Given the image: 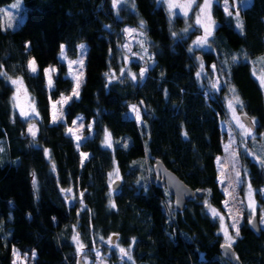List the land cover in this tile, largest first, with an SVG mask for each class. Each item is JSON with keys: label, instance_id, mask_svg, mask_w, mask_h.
Segmentation results:
<instances>
[{"label": "trees", "instance_id": "obj_1", "mask_svg": "<svg viewBox=\"0 0 264 264\" xmlns=\"http://www.w3.org/2000/svg\"><path fill=\"white\" fill-rule=\"evenodd\" d=\"M12 1L0 0V72L6 73L0 75V143L6 144L0 157V264H13L14 250L35 253L30 264H77L80 251L105 249V239L131 246L134 264H232L220 254V223L205 204L224 212L215 165L224 109L200 87V62L189 51L192 37L176 39V26L156 0H134V12L122 22L114 19L111 0H22L23 23L4 29L1 7ZM212 15L217 26L203 61L235 89L244 114L261 132L264 87L252 70L264 57V0L243 8V31L217 3ZM123 23L145 33V78L144 60L129 59L123 48ZM82 41L89 50L79 97L66 103L64 122L54 123L51 101L73 89L57 57L60 46L74 56ZM30 56L36 74L27 71ZM52 63L58 72L50 88L44 69ZM19 76L37 112L33 120L13 108L14 89L6 78ZM132 104L139 107V123L128 114ZM79 113L86 122L94 120L93 136L80 145L90 152L83 163L67 134ZM105 130L111 147L104 143ZM156 160L195 192L183 210H175L167 190L153 181ZM241 160L252 185L261 187L264 169L245 154ZM74 235L83 245L79 252ZM232 247L241 264H264L262 229L256 235L244 222Z\"/></svg>", "mask_w": 264, "mask_h": 264}, {"label": "rangeland", "instance_id": "obj_2", "mask_svg": "<svg viewBox=\"0 0 264 264\" xmlns=\"http://www.w3.org/2000/svg\"><path fill=\"white\" fill-rule=\"evenodd\" d=\"M178 3H184L185 0H177ZM251 0H228V9L233 13L231 16L234 22L237 24L236 21V12H239V18L242 21L240 16L241 11L245 8ZM219 4L221 8L224 10V0H213L212 6L214 4ZM156 4L160 5L164 8L165 12L167 13L169 22L172 26H176L174 29L176 39H180L184 36H191V42L189 46V51L193 56L197 57L200 56L201 61L200 65L198 66L197 78L199 80L200 87L203 90V93L208 98H219L222 102L223 109H224V116L219 121L220 130L222 132V152L215 157V165L217 169V181L219 184L220 190L224 194L223 200V209L224 212L219 213V216H215L218 218L220 223L221 229V221L220 216L224 218V224L228 228L229 234L234 238V242L238 236L235 234V230L232 229L231 225L235 222L232 218L236 215L238 210V215H236V219L239 220V224L237 227L240 230L241 225L244 222H248L253 215H257L260 228L264 231V184L259 187L255 188L251 183V178L249 176V172L247 167H245L241 160V155L245 154L250 159L256 161L262 169L264 166L261 165L260 160H264V130L261 132H257L256 124L254 119L248 117L244 114L242 108L243 105L233 103L231 108L229 107V102L233 98V89L231 86L224 83V80L219 73L218 69L214 64H210L208 67L206 66L205 62L203 61L202 55L211 49L209 40L211 38L208 37L207 43L204 45H197L194 42L197 40V37H201L204 35V29L196 24L197 13L199 12V6L204 4V0H196V3L193 4L192 9L188 11V15L185 16L183 11L180 8H172L171 11L168 7V0H156ZM16 5V7H13ZM111 7L114 13V19L116 21H125L129 13L134 12V0H117L116 6H113V0H111ZM2 11V26L4 29H11L14 30L18 28L25 19L26 14V7L24 6L22 0H14L11 3L3 5L1 7ZM225 12V10H224ZM226 13V12H225ZM7 14V15H5ZM209 14L211 19L214 21V25L212 27V35L217 26L216 21L212 15V7L209 9ZM179 23L177 26L176 24ZM235 24V26H236ZM9 25H11L9 27ZM237 28V26H236ZM125 29H135V32L131 34L125 32ZM187 29V31H185ZM240 30L239 28H237ZM121 33L123 35V48L127 53L129 59H141L142 61L147 56V49L144 43L145 33L140 29L129 25L124 24L121 27ZM173 33V34H174ZM64 45V58H61V46L58 52V60L59 62H63L67 68L66 75L72 79L73 87L76 84V80L74 77L78 76L82 72L81 83L84 80V69L86 65V59L88 55L89 46L87 42L82 41L78 43L76 48V53L74 56H69L67 53V47ZM83 45V49L80 47ZM34 59L32 56L28 58ZM35 60V59H34ZM83 61V65L81 66L79 63L71 64L70 61ZM28 61L26 64L27 71L30 74H36L38 72V65L36 73H32L28 68ZM36 62V61H35ZM145 65L140 69L144 70L142 78H145L147 74V69L150 66L145 60ZM47 68H54L55 71L51 72L52 83L54 77L58 72L57 64H50ZM203 68V70H201ZM253 75L258 80L260 85L262 86L261 80L264 79V64L263 61L256 63L253 65ZM45 74V72H44ZM20 80L23 82V78L19 76ZM46 83L48 84V76L45 75ZM15 78H11V80H15ZM9 84L13 87L14 92L12 96V103L13 108L15 111L25 119L33 120L37 118V112H33L34 104L32 101L31 96L29 95L24 82L21 84H13L10 79L6 78ZM213 83H216V87L213 88ZM81 85V84H80ZM222 87H225L224 90H221ZM264 87V86H262ZM72 93V92H71ZM69 94H63L64 96H70ZM235 95L238 94L235 91ZM62 96V95H61ZM61 96L54 101H51V111H52V122H53V114L56 113L59 115L61 111V107L63 110L62 119H58L60 122H64V107L66 104L62 106L57 103L61 99ZM15 97V98H14ZM241 101V99H240ZM135 105L138 109L137 104ZM131 105V106H132ZM130 106V108H131ZM140 112V110H139ZM23 113V114H22ZM233 113H235V117L239 118V122L244 125V128L248 129L251 132V135H247L244 133V130L241 129L236 122V119L233 117ZM128 114L135 119L136 123L139 121L136 119L135 112L129 109ZM73 121H76L73 124ZM71 125L67 126V134L70 135L75 144L76 148L79 150L81 161H82V153H86L87 156L83 158V162L87 159L90 155V152H83L80 149L81 143L86 139L93 136L94 132V120H90L89 122L85 121V117L82 113L77 114L73 119ZM91 125V129L88 127ZM29 129H33L36 133V126L31 124ZM72 129L70 133L68 130ZM29 134L31 132L29 131ZM80 137L79 140L76 137ZM111 138V137H110ZM105 140V134H104ZM227 146V147H226ZM0 157L4 158L6 155V144L3 142L0 143ZM48 153V152H47ZM235 153V155H233ZM1 162V161H0ZM152 170V166H151ZM236 171H239L240 175L237 177ZM155 181V177L154 180ZM113 184V182H112ZM249 186H251L252 193L249 196ZM227 190V192H226ZM227 202V203H225ZM252 203L253 207H249V204ZM209 213L212 215L211 211ZM220 234L222 235L223 242L225 243L224 235L220 230ZM109 240L105 239L104 244L107 246L104 248L94 247L91 252H81V258L83 264H134L132 256L131 260L128 259L126 255L121 254L120 249L123 248L126 251L130 250L131 255V246L129 247H122L120 246L115 240L109 244ZM234 244V243H233ZM16 254L19 256L17 259L16 255H14L13 262L16 261V264H30V260L33 257V254H23L18 251H15ZM35 256V255H34ZM226 264V263H224Z\"/></svg>", "mask_w": 264, "mask_h": 264}, {"label": "snow or ice", "instance_id": "obj_3", "mask_svg": "<svg viewBox=\"0 0 264 264\" xmlns=\"http://www.w3.org/2000/svg\"><path fill=\"white\" fill-rule=\"evenodd\" d=\"M116 3H117V0H113V6L114 7L116 6ZM195 3H196V0H185L184 3H178L177 0H168V7H169L170 11H171L172 8H177L178 7V8H180L183 11L184 15L187 16L188 15V11L190 9H192L193 4H195ZM212 3H213V0H204V4L199 6L200 10L197 13L196 24L204 29V35L201 36V37H197V40L194 42L197 45L206 44L208 37L212 36V27L214 25V21L211 19V16L209 14V9L212 7ZM224 5H225L224 6V10H225L226 14L229 15V16H232L233 13L231 11H229V9H228V0H224ZM13 7H16V5H13ZM5 15H7V14H5ZM235 16H236V21H237V24H236L237 28H239V29H241V31H243V23H242V21L239 18V12H236ZM10 26L11 25H9V27ZM140 27L141 28L144 27V22L143 21H141ZM124 31L129 33V34H131L132 32H135L136 30L135 29H125ZM185 31H187V29H185ZM174 35H175V33H174ZM26 47H27V45H26ZM80 47L83 49L84 46L81 45ZM64 51H65L64 45H61V58H64ZM190 51H191V49H190ZM235 59L236 58L233 57V60H235ZM260 59L262 61H264V57H261ZM76 63H79L81 66L83 65V61L82 60L70 61V65L71 64H76ZM28 68H29V70L32 73H36L37 66H36V62H35L34 59H30L28 61ZM201 70H203V68ZM54 71H55L54 68L44 69L45 75L48 76V86L50 88L52 87V78H51L50 73L54 72ZM143 74H144V70L142 69L141 70V76H143ZM0 75H5L6 76V73L0 72ZM82 75L83 74L81 72L78 76L74 77V79L76 80V84H75V86L72 89L71 95L70 96H64L62 94L61 99L59 101H57L58 104H60L62 106L63 104H66L70 100H72L73 97H77V98L79 97V88H80V84H81ZM105 75H108V73H105ZM197 75H199V73ZM8 79L11 80L10 77ZM133 79H135V76H133ZM11 82L13 84H21V85L23 83L22 80H20L19 77H17V79H15V80H11ZM261 83H262V86H264V79L261 80ZM212 87L215 88L216 87V83H213ZM231 91L233 92L234 95H233L232 100L229 102V107L230 108H231L233 103H236V104H241L242 103L240 101L239 96L235 95V89L233 88V89H231ZM130 110L135 112L136 119L139 121L140 120L139 109L135 105H132ZM33 112H35L34 108H33ZM62 116H63V110H62V107H61V111H60L59 115H57L56 113L53 114V122L55 123V122H57L58 119H62ZM233 117H234V119H236L237 125L241 129L244 130V133L247 134V135H251V132L248 129L244 128V125L239 122V118L235 117V113H233ZM75 123H76V121H73V124H75ZM88 127L91 129L92 126L89 125ZM29 131L31 132L33 137H35V134H36L35 131L33 129H29ZM68 131L71 133L72 129H69ZM110 137H111V134L108 133L107 130H105L104 143H105V145L107 147H111L112 146V142H111V138ZM76 138L79 140L80 137L77 136ZM2 150L3 149H0V151H2ZM45 153L47 155V150H45ZM233 155H235V153H233ZM81 156H82L81 163H83V158H85L87 156V154L86 153H82ZM260 163H261L262 166H264V160H260ZM116 175H117V178H119L118 170H116ZM236 175H237V177H239V175H240L239 171H236ZM35 185H36L35 174H33V186L35 187ZM62 191H65V190L62 189ZM66 191L70 192L71 189H67ZM226 192H227V190H226ZM251 193H252V189H251V186H249V196H251ZM81 195H83V193H81ZM225 203H227V202H225ZM205 204L209 208V210L211 211L213 216H219V213L217 212V210L215 208H212L211 205H208L207 201H205ZM111 206L115 207V204H112ZM249 207H253V204L250 203ZM236 215H238V210H237ZM236 215H234L232 217L235 222L231 225V227H232L233 230H235L236 236H239V228L237 227V225L239 224V220L236 219ZM220 221H221V229L220 230L223 233L224 239H225V243L223 245H221V247L222 248H231L232 244L234 243V238L229 234L228 228L224 224L223 216H220ZM249 223H252V221L249 220ZM109 239H111V238H109ZM73 240H75L77 242V244H78L77 251L79 252L83 248V245L79 243L78 235H74L73 236ZM120 252H121V254L126 255L129 260H131L130 250L126 251L125 249L121 248ZM14 255H16L17 259H19V256L16 254L15 250H14ZM34 255H35V253H33V256ZM13 264H16V261H14Z\"/></svg>", "mask_w": 264, "mask_h": 264}, {"label": "water", "instance_id": "obj_4", "mask_svg": "<svg viewBox=\"0 0 264 264\" xmlns=\"http://www.w3.org/2000/svg\"><path fill=\"white\" fill-rule=\"evenodd\" d=\"M198 60L201 61L200 56H198ZM152 171L155 177V184L159 187H164L169 195L173 198L172 204L175 210H183L186 203L194 198L195 192L188 185H186L175 173L169 170L160 160H156L153 163ZM114 187L117 188V183L114 184ZM250 220L252 221V223H249L248 221V226L256 235H260L261 228L257 215H253ZM114 238L115 235L111 237V242L114 240ZM220 254L225 260L232 264H241V261L237 257L232 246L231 248L220 247ZM77 264H83L82 260L78 259Z\"/></svg>", "mask_w": 264, "mask_h": 264}]
</instances>
